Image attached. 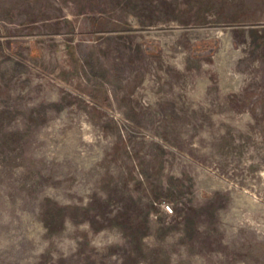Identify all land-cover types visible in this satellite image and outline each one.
I'll return each instance as SVG.
<instances>
[{
  "label": "rangeland",
  "instance_id": "obj_1",
  "mask_svg": "<svg viewBox=\"0 0 264 264\" xmlns=\"http://www.w3.org/2000/svg\"><path fill=\"white\" fill-rule=\"evenodd\" d=\"M0 264H264V0H0Z\"/></svg>",
  "mask_w": 264,
  "mask_h": 264
}]
</instances>
